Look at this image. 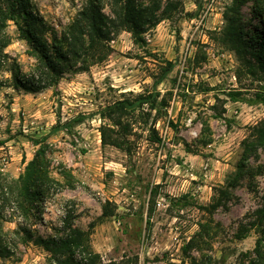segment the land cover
<instances>
[{
    "label": "rangeland",
    "instance_id": "obj_1",
    "mask_svg": "<svg viewBox=\"0 0 264 264\" xmlns=\"http://www.w3.org/2000/svg\"><path fill=\"white\" fill-rule=\"evenodd\" d=\"M86 1L33 3L60 33ZM101 1L111 15L108 0ZM231 1L202 0L199 9L195 0H184V13L161 21L145 34V43H134L130 33H120L111 42L113 52L107 60L87 73L66 72L57 88L1 91L0 172L19 178L45 143L51 176L66 183L60 171H68L74 186L52 190L42 214L28 221L7 212L4 230L12 254L0 257V264H54L44 249L25 243L15 231L22 223L45 238L62 236L69 212L82 230L94 224L92 247L112 264H236L240 253L255 247L256 230L245 239L238 233L241 224H249L254 212L264 209V172L256 176L254 188L246 178L230 189V197L212 216L215 233L199 249L183 253V245L208 219L198 206L209 204L215 188L236 171L249 127L264 119L263 105L235 102L228 96L240 91L243 99H254L264 85L260 78L243 75L236 56L213 40L212 33L225 26L223 13ZM252 6L250 2L243 8L246 20ZM8 32L13 40L6 52L22 75H29L36 61L13 23ZM12 60L0 71V79L11 77ZM167 61L173 67L165 73ZM155 89L161 95L170 92L169 106L154 126L160 142L150 131L151 119L148 126L136 125L129 137L130 153L103 146L100 111L130 92ZM214 105L226 109L223 118L215 117ZM250 164L264 166V149ZM106 202L115 215L101 219Z\"/></svg>",
    "mask_w": 264,
    "mask_h": 264
},
{
    "label": "trees",
    "instance_id": "obj_2",
    "mask_svg": "<svg viewBox=\"0 0 264 264\" xmlns=\"http://www.w3.org/2000/svg\"><path fill=\"white\" fill-rule=\"evenodd\" d=\"M201 2L202 0H195L199 9ZM250 2L253 3L251 17L246 20L243 8ZM108 5L111 15L105 13L101 0H87L72 22L59 33L35 8L33 0H0V71L12 60L6 52L13 40L8 32L11 23L16 27L18 38L27 44L28 54L36 61L32 72L22 75L16 61L12 60L9 70L11 77L0 79V93L4 88L16 91L22 89L28 93L57 88L66 72L87 73L91 67L107 60L113 52L111 42L120 33L128 32L134 43L143 44L145 34L154 30L161 21L172 20L185 11L184 0H108ZM186 15L189 18L195 16L192 13ZM223 18L225 26L212 33L213 40L236 56L243 75L248 74L263 81L264 0H232L225 8ZM254 20L258 22L255 24ZM166 64L165 73H168L173 63L167 61ZM163 75L155 80L154 85L163 80ZM168 95L170 92L161 95L156 89L144 93L130 92L103 108L100 111L102 124L99 128L102 145L124 149L130 153L129 137L135 134L136 125L148 126L151 119L150 131L154 140L160 142L154 126L169 106ZM242 95L240 91L228 93L232 101L264 106V85L258 87L254 99L246 100ZM213 110L216 118H223L227 112L224 108L218 110L216 105ZM71 123L69 121L67 126ZM205 128L210 132L207 125ZM249 129L250 133L242 143V155L236 171L227 176L225 185L215 188L209 204L198 206L199 210L207 214L208 219L199 224L198 232L183 245L184 254L199 249L215 233L212 216L224 206L230 197V189L239 186L246 178L249 180V187L254 188L256 176L264 172V166L254 167L250 164V161L259 159V150L264 149V119ZM33 143L38 146L42 141ZM47 152L48 146L44 143L26 166L25 173L17 179L0 172V257H9L12 254L4 230L9 210L14 212L12 216L20 214L28 221L31 216L42 214L46 198L52 190L74 186L73 176L68 171H60L66 183L51 176ZM152 211L153 209L149 215H152ZM114 215L115 208L106 202L101 219ZM254 217L249 224H241L238 238L245 239L251 230H256L259 237L252 250L239 254L236 264H264V209L254 212ZM93 227L94 224L88 230L76 227L72 213L69 212L64 220L62 236L45 238L36 234L30 225L22 223H18L15 233L22 235L25 243L32 242L44 249L54 264H112L104 261L94 251L91 244Z\"/></svg>",
    "mask_w": 264,
    "mask_h": 264
}]
</instances>
